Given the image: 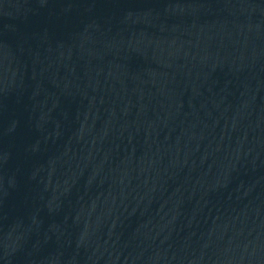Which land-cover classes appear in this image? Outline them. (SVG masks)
I'll return each instance as SVG.
<instances>
[{"label":"water","instance_id":"1","mask_svg":"<svg viewBox=\"0 0 264 264\" xmlns=\"http://www.w3.org/2000/svg\"><path fill=\"white\" fill-rule=\"evenodd\" d=\"M0 264H264V0H0Z\"/></svg>","mask_w":264,"mask_h":264}]
</instances>
